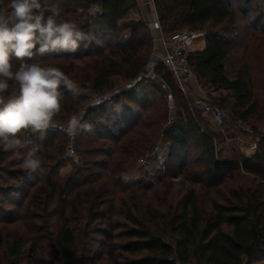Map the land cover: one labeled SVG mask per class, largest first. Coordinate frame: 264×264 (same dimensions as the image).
I'll return each mask as SVG.
<instances>
[{"label": "trees", "instance_id": "obj_1", "mask_svg": "<svg viewBox=\"0 0 264 264\" xmlns=\"http://www.w3.org/2000/svg\"><path fill=\"white\" fill-rule=\"evenodd\" d=\"M46 2L59 16L86 11L75 22L84 34L75 53L28 61L59 67L77 86L75 94L61 87L53 117L78 118L77 162L61 125L26 129L20 155L0 146V264H264V0H153L163 36L206 33L189 60L203 88L228 92L211 96L230 112L224 133L164 67L159 80L139 77L154 36L145 19L126 18L138 0ZM95 3L101 12L88 13ZM10 58L15 71L20 61ZM232 59L239 66L230 78ZM87 91L107 97L93 104ZM18 94L9 81L5 98ZM239 122L257 137L249 156L230 138ZM157 144L156 181L125 177ZM29 149L41 160L36 171L22 165Z\"/></svg>", "mask_w": 264, "mask_h": 264}, {"label": "clouds", "instance_id": "obj_2", "mask_svg": "<svg viewBox=\"0 0 264 264\" xmlns=\"http://www.w3.org/2000/svg\"><path fill=\"white\" fill-rule=\"evenodd\" d=\"M0 5V146L20 155L28 143L20 134L26 129L54 126L53 117L61 111V87L73 94L78 91L59 67L28 61L36 53H75L84 34L74 22L58 23L60 8L46 0L43 5L40 0H7L6 4L0 0ZM11 56L20 61L15 71ZM9 81L19 85V94L6 99L3 94L9 89ZM78 124V118L72 116L62 128L71 135ZM21 159L25 169L41 168L36 149L27 150Z\"/></svg>", "mask_w": 264, "mask_h": 264}, {"label": "built area", "instance_id": "obj_3", "mask_svg": "<svg viewBox=\"0 0 264 264\" xmlns=\"http://www.w3.org/2000/svg\"><path fill=\"white\" fill-rule=\"evenodd\" d=\"M93 9L96 10L95 12H101L99 7L91 5L90 10L93 11ZM156 26L159 27L158 22ZM205 37V32L189 29L183 30L170 38H167L163 35L155 37V45L152 55L147 61V64L139 77L144 79L159 80L160 76L158 71L162 66L171 73L178 87L185 95H190V92L193 94V91L189 88V83L191 82V79L194 78L195 84L199 90L197 94L200 93L198 95L200 97L194 98L195 106L200 108L202 112L209 117L212 125L215 128H219L224 133V125L226 124L227 116L221 107L215 105L211 99V96H216V93L214 92V94L202 87L200 84V79L193 72L189 60L190 55L194 50L193 46L199 39L202 38L205 40ZM133 84V82H129L124 87V90L132 88ZM115 92L119 91L116 90ZM106 97L107 95L98 97L96 102H99L102 98ZM52 125L54 126H50L49 128L57 127V123L54 121H52ZM230 140L231 139H227L226 141L228 142ZM159 151L160 147L159 144H157L152 151L141 155L137 159V164L141 167H148L151 161L155 160V162H157L162 168L164 164V158L161 156V152ZM69 152L71 155L74 154L72 146L69 147Z\"/></svg>", "mask_w": 264, "mask_h": 264}, {"label": "rangeland", "instance_id": "obj_4", "mask_svg": "<svg viewBox=\"0 0 264 264\" xmlns=\"http://www.w3.org/2000/svg\"><path fill=\"white\" fill-rule=\"evenodd\" d=\"M92 5H95L96 7H99V9L101 10V6L98 3L92 4ZM90 7H91V5L86 10H87L88 13H93V11L90 10ZM79 9L80 10H78V14L81 15V17L86 16V13H85L86 11L84 12L83 8H79ZM81 17L78 18L77 15L76 16L75 15L74 16L73 15L58 16L57 17V22L59 23V22H64V21H70V22H74L75 23L77 20L81 19ZM128 17L129 16H126L127 19H130ZM157 22H158V20H157ZM184 30H186V29H184ZM160 32H161V30H160ZM153 43L155 45V40H154ZM204 46H205V40L201 38V39H199L196 42V44L194 46V50L203 49ZM152 52H153V49H152ZM152 52L150 54V57L152 55ZM259 54H260L261 57H263L264 52L261 51ZM238 66H239V64L237 63V60L232 59V60L228 61V64H227V67H226V72H227L228 77L233 78L235 76V72H236V69H237ZM260 67H262V63L258 65V68H260ZM125 86H126V84H125ZM259 87L260 88L258 89V91L259 92H263V89H264L263 86H259ZM87 92L90 95V101L89 102L95 104L96 103V99L98 98V96H96L94 94H91L90 91H87ZM215 93H216V95H219L221 93L222 94H228V92H226V91H218V92H215ZM187 96H189V95H187ZM190 97L192 99H194L195 95L192 94V92H190ZM169 103H172V100H169ZM221 109L225 112L227 118L230 119V116H229L230 112H228L226 109H223V108H221ZM174 111H175L174 108L169 110V112H170L169 113V119H171V120L174 118ZM54 122H56V121H54ZM56 123H57V127L60 126V125H61V127L62 126L66 127L68 122H66L64 124H58V122H56ZM211 124H212V122H211ZM258 127L260 128V132L264 133V128H263L264 126H262V125L259 126L258 125ZM52 128H55V127H52ZM241 131L245 132V133L243 134ZM235 132H236L237 135L236 136L235 135H231V137H230L231 139H233L234 145L236 147H238L240 149V151L243 152L246 156L251 155L257 148V139H256L257 137H256V134L251 129V125L239 122L237 127H236V129H235ZM73 134L70 135L67 132L68 143H69V145L67 147V155H69L75 162H77V158H75L76 157L75 152H74L73 155H71L70 152H69V147L70 146H72L73 150L75 151L74 145H73L74 144L73 143L74 142ZM226 144H227V142L224 141V142H222V143H220L218 145V148H221V147H223ZM255 144H256V146H255ZM229 145H231V143ZM149 152L150 151H148L147 153H149ZM159 152H161V156L164 158V154L161 151V149H160ZM139 157L140 156H138V158ZM13 158H17V157H13ZM137 159H136V162L134 163V165L131 167V169L127 173H125L124 176L125 177H134V178H137V179H142L144 182H149V183L150 182H152V183L155 182L157 177L160 174V170H161L160 169L161 168L160 165L157 162H155V160H153L148 165V167H141L140 165L137 164ZM173 180L179 181V180H181V177L180 176L174 177Z\"/></svg>", "mask_w": 264, "mask_h": 264}, {"label": "crops", "instance_id": "obj_5", "mask_svg": "<svg viewBox=\"0 0 264 264\" xmlns=\"http://www.w3.org/2000/svg\"><path fill=\"white\" fill-rule=\"evenodd\" d=\"M138 1H139V7L130 11L127 14V16H129L128 18L130 19H136V20L140 18L145 19L148 22V25L151 27L154 40H155V36L156 37L161 36L162 34L160 32V28L156 26L157 25V14H156L153 0H138ZM194 46H193V49H194ZM189 88L193 91L195 98L200 97L198 96L200 93L197 94L199 90L195 84L194 78L191 79V82L189 83Z\"/></svg>", "mask_w": 264, "mask_h": 264}]
</instances>
